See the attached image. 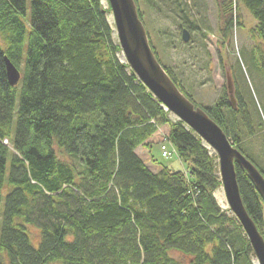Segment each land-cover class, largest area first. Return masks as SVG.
Instances as JSON below:
<instances>
[{
	"label": "trees",
	"instance_id": "1",
	"mask_svg": "<svg viewBox=\"0 0 264 264\" xmlns=\"http://www.w3.org/2000/svg\"><path fill=\"white\" fill-rule=\"evenodd\" d=\"M238 4L256 21L250 61L264 77V0H223V44ZM111 12L103 0H0V264H184L171 251L187 264H256L240 222L214 196L218 158L119 58ZM6 57L21 71L17 87ZM234 86L236 107L228 94L206 111L245 156L239 120L256 134ZM163 126L184 173L152 170L138 154ZM236 172L264 237V200L241 166Z\"/></svg>",
	"mask_w": 264,
	"mask_h": 264
},
{
	"label": "rangeland",
	"instance_id": "2",
	"mask_svg": "<svg viewBox=\"0 0 264 264\" xmlns=\"http://www.w3.org/2000/svg\"><path fill=\"white\" fill-rule=\"evenodd\" d=\"M222 4L223 0H138L142 21L149 40L157 51L159 62L164 68L166 65L171 69L181 88L191 96L196 106L211 109L216 105L228 95V74L233 76L237 92L252 111L256 134L249 138L239 120L237 135L242 138L241 142L248 146L242 147L245 156L264 171V115L260 111L264 107V77L255 70L250 61V56H253V51L258 45L251 35L256 21L244 6L238 4L234 12L237 21L231 31L230 40L224 45V36L221 32L224 28L220 9ZM103 5L107 9L110 7L107 0H103ZM108 20L115 29L112 12L108 15ZM183 29L191 33L188 43L183 41ZM114 36L118 42L116 33ZM119 58H124L122 53L119 54ZM254 101L259 108L260 120H257L253 113ZM171 118L177 120L172 114ZM168 133V126L161 127L152 139L154 144L151 149L140 147L138 153L148 165H151L152 170L162 166L184 173L187 167L179 158L174 146L166 141ZM162 146L172 154L171 157L163 156ZM151 157L155 163L151 162ZM64 159L74 161L68 156ZM8 192L9 189L6 187L3 195ZM219 193L224 195L225 207H221L216 198ZM214 196L221 209L229 211L222 185ZM33 231L36 241L37 231ZM170 255L187 264L180 253L171 251Z\"/></svg>",
	"mask_w": 264,
	"mask_h": 264
},
{
	"label": "water",
	"instance_id": "3",
	"mask_svg": "<svg viewBox=\"0 0 264 264\" xmlns=\"http://www.w3.org/2000/svg\"><path fill=\"white\" fill-rule=\"evenodd\" d=\"M112 11L115 33L124 61L138 80L160 101L177 120L198 135L208 149L218 158L219 175L229 211L238 219L255 254L256 264H264V237L249 216L240 194L236 166H241L254 182L264 200V176L227 137L225 131L208 112L196 105L179 89L166 69L159 62L149 40L135 0H107ZM182 38L188 43L189 30L184 29ZM8 84L17 87L21 71L5 58ZM231 104L236 107L235 86L232 76L227 77Z\"/></svg>",
	"mask_w": 264,
	"mask_h": 264
},
{
	"label": "bare ground",
	"instance_id": "4",
	"mask_svg": "<svg viewBox=\"0 0 264 264\" xmlns=\"http://www.w3.org/2000/svg\"><path fill=\"white\" fill-rule=\"evenodd\" d=\"M122 61H124V58H121ZM212 153H214V151L212 149H210ZM216 198L220 204L221 207H225V200H224V195L219 193L216 195Z\"/></svg>",
	"mask_w": 264,
	"mask_h": 264
},
{
	"label": "built area",
	"instance_id": "5",
	"mask_svg": "<svg viewBox=\"0 0 264 264\" xmlns=\"http://www.w3.org/2000/svg\"><path fill=\"white\" fill-rule=\"evenodd\" d=\"M7 143V142H5ZM164 149V148H163ZM170 154H168L166 151L164 152V156H169Z\"/></svg>",
	"mask_w": 264,
	"mask_h": 264
},
{
	"label": "crops",
	"instance_id": "6",
	"mask_svg": "<svg viewBox=\"0 0 264 264\" xmlns=\"http://www.w3.org/2000/svg\"><path fill=\"white\" fill-rule=\"evenodd\" d=\"M155 138V137H154ZM152 141V140H151ZM153 142V141H152ZM139 154V153H138ZM148 166H150V165H148Z\"/></svg>",
	"mask_w": 264,
	"mask_h": 264
}]
</instances>
